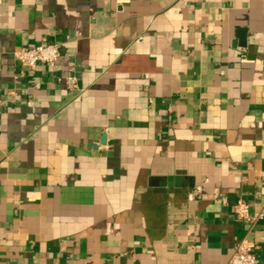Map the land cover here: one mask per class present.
I'll return each mask as SVG.
<instances>
[{
    "label": "crops",
    "instance_id": "0c3cea01",
    "mask_svg": "<svg viewBox=\"0 0 264 264\" xmlns=\"http://www.w3.org/2000/svg\"><path fill=\"white\" fill-rule=\"evenodd\" d=\"M44 41L55 66L14 60ZM239 200L264 207V0H0V264H227L245 237L264 264Z\"/></svg>",
    "mask_w": 264,
    "mask_h": 264
},
{
    "label": "built area",
    "instance_id": "2783aa9c",
    "mask_svg": "<svg viewBox=\"0 0 264 264\" xmlns=\"http://www.w3.org/2000/svg\"><path fill=\"white\" fill-rule=\"evenodd\" d=\"M61 56V46L56 43L42 42L32 48L14 50L13 58L22 67L28 70H34L38 64H44L49 67L56 65ZM246 61L245 58H242ZM70 90L77 89V80L75 77L68 76L65 80ZM201 188L196 189L200 193ZM233 213L240 222L249 225V232L259 223L264 221V207L256 212L251 210L248 203L239 200L233 206ZM255 246L245 237L234 248L233 255L227 264H258L254 254Z\"/></svg>",
    "mask_w": 264,
    "mask_h": 264
},
{
    "label": "water",
    "instance_id": "95a60500",
    "mask_svg": "<svg viewBox=\"0 0 264 264\" xmlns=\"http://www.w3.org/2000/svg\"><path fill=\"white\" fill-rule=\"evenodd\" d=\"M108 143V140H107V136L104 134L102 135V137L100 138V144L101 145H106ZM96 149V148H95Z\"/></svg>",
    "mask_w": 264,
    "mask_h": 264
}]
</instances>
